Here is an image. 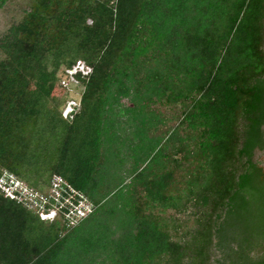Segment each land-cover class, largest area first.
Returning a JSON list of instances; mask_svg holds the SVG:
<instances>
[{"label":"trees","instance_id":"1","mask_svg":"<svg viewBox=\"0 0 264 264\" xmlns=\"http://www.w3.org/2000/svg\"><path fill=\"white\" fill-rule=\"evenodd\" d=\"M263 38L264 0H28L0 35V176L58 177L59 219L0 191V264H264Z\"/></svg>","mask_w":264,"mask_h":264},{"label":"rangeland","instance_id":"2","mask_svg":"<svg viewBox=\"0 0 264 264\" xmlns=\"http://www.w3.org/2000/svg\"><path fill=\"white\" fill-rule=\"evenodd\" d=\"M27 5L28 0H6L5 3H3V5L0 7V35L11 23L16 22L20 19L23 9H25ZM262 48L264 50V38ZM77 70L87 71L88 67L81 60H77L75 62V65H73V67L68 72H65V70H61L60 72H58L57 85L59 86V90H56L52 94V100L59 108L62 117H69L71 115L69 111L73 107L77 106V99L82 88L81 84L73 75V72ZM253 159L256 160L264 169V148L255 150L253 153ZM4 172L6 173V171H3V173ZM17 181L25 189L23 197L24 201L26 200L31 209L37 212L39 218L47 220H51L52 218L59 219V205L53 204L52 206H49L44 210L41 208V205L47 202L48 194L54 197V202H57V187L60 182V179H58V177H52L50 179V185L42 188L40 191H34L30 187H27L23 181H20L18 179ZM71 205L69 206V212L66 215V218L71 223H75L79 219V217L82 214L86 213L90 208V204L84 198H81L75 205ZM193 211H195V207L191 206L190 208H188L186 215L175 214L171 210H168L167 213L172 214V216L176 217L178 220H183L190 215L188 214L189 212ZM191 218L192 216L189 217V219ZM182 229H193V223L191 222V220H188V222L184 227H182Z\"/></svg>","mask_w":264,"mask_h":264},{"label":"built area","instance_id":"3","mask_svg":"<svg viewBox=\"0 0 264 264\" xmlns=\"http://www.w3.org/2000/svg\"><path fill=\"white\" fill-rule=\"evenodd\" d=\"M70 69H66L65 72H68ZM88 71H89V68H88L87 71L77 70V71L73 72V75L75 73H77V72H80V74L85 75V74H87ZM0 191L5 196H7L10 199H21V197L22 198L24 197V191H25V189L19 184V182L17 181V179H15L11 174L3 173L0 176ZM16 192H19V194L21 196L19 194H16ZM65 200H67V199H65ZM88 211H89V209H88ZM86 213L82 214L79 217V219L82 218L83 216H85Z\"/></svg>","mask_w":264,"mask_h":264}]
</instances>
